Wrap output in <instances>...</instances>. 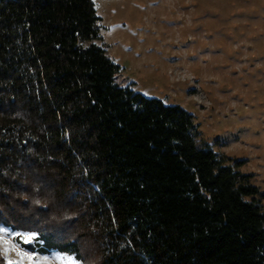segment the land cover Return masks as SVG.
Masks as SVG:
<instances>
[{
  "label": "trees",
  "instance_id": "trees-1",
  "mask_svg": "<svg viewBox=\"0 0 264 264\" xmlns=\"http://www.w3.org/2000/svg\"><path fill=\"white\" fill-rule=\"evenodd\" d=\"M101 20L0 0V225L82 264H264V191L192 113L116 80Z\"/></svg>",
  "mask_w": 264,
  "mask_h": 264
},
{
  "label": "rangeland",
  "instance_id": "rangeland-1",
  "mask_svg": "<svg viewBox=\"0 0 264 264\" xmlns=\"http://www.w3.org/2000/svg\"><path fill=\"white\" fill-rule=\"evenodd\" d=\"M94 1L101 42L123 67L116 80L192 113L198 139L242 159L240 170L264 191V0ZM18 234L27 233L0 225L8 262L82 264L33 253Z\"/></svg>",
  "mask_w": 264,
  "mask_h": 264
},
{
  "label": "snow or ice",
  "instance_id": "snow-or-ice-1",
  "mask_svg": "<svg viewBox=\"0 0 264 264\" xmlns=\"http://www.w3.org/2000/svg\"><path fill=\"white\" fill-rule=\"evenodd\" d=\"M35 236H36L35 233H28V234L22 235V236H21V239H23V241H24L25 243H31L32 240L35 239ZM5 243H7V242H5ZM7 251H8V249L5 248V252H7ZM30 258H31V257H29V259H30ZM64 261H65V264H75V261L72 260V259H69V258H64ZM8 264H14V262L9 261Z\"/></svg>",
  "mask_w": 264,
  "mask_h": 264
}]
</instances>
